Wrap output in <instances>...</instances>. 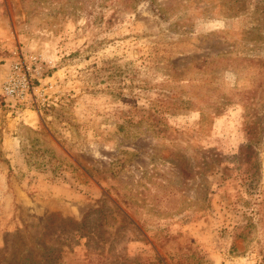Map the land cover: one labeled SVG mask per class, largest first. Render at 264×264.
Listing matches in <instances>:
<instances>
[{
  "label": "rangeland",
  "instance_id": "rangeland-1",
  "mask_svg": "<svg viewBox=\"0 0 264 264\" xmlns=\"http://www.w3.org/2000/svg\"><path fill=\"white\" fill-rule=\"evenodd\" d=\"M51 216V264H264V0H0V250Z\"/></svg>",
  "mask_w": 264,
  "mask_h": 264
},
{
  "label": "trees",
  "instance_id": "trees-1",
  "mask_svg": "<svg viewBox=\"0 0 264 264\" xmlns=\"http://www.w3.org/2000/svg\"><path fill=\"white\" fill-rule=\"evenodd\" d=\"M56 220L57 219L54 220L52 216L46 220L45 231L42 237H40V239H43V242H41L39 238L37 240L34 239L30 241V246L24 252H17V250H14L10 255L7 254L6 247L0 250V264H51L53 249L48 247L45 242L51 241L49 238L54 233L52 231L54 230ZM58 220V225L65 234L77 233L83 227V221L76 223L70 219ZM75 225L77 226L75 227Z\"/></svg>",
  "mask_w": 264,
  "mask_h": 264
},
{
  "label": "built area",
  "instance_id": "built-area-1",
  "mask_svg": "<svg viewBox=\"0 0 264 264\" xmlns=\"http://www.w3.org/2000/svg\"><path fill=\"white\" fill-rule=\"evenodd\" d=\"M5 96L17 100H26L33 91V85L27 68L21 62H15L2 85Z\"/></svg>",
  "mask_w": 264,
  "mask_h": 264
}]
</instances>
